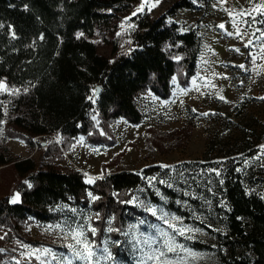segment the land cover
Returning <instances> with one entry per match:
<instances>
[{
	"label": "rangeland",
	"instance_id": "1",
	"mask_svg": "<svg viewBox=\"0 0 264 264\" xmlns=\"http://www.w3.org/2000/svg\"><path fill=\"white\" fill-rule=\"evenodd\" d=\"M179 1L161 0L152 7L155 0H139L117 13L109 31L92 38L98 51L111 60L130 54L136 47L133 36L139 13L165 15L167 22L195 30L201 37L196 71L186 83L180 66L167 98L150 89L137 94L143 115L139 123L119 117L102 125L94 108L89 133L69 138L64 147L59 135L27 140L7 135L13 110L5 103L2 134L15 157L32 156L40 164L75 168L88 184L117 170L152 171L143 174L145 184L125 193L128 198L121 201L134 208L132 217L122 226L107 217L101 242L91 232L95 228L91 204L60 203L55 220L20 221L24 238L15 232L4 239L6 230H0V264H83L67 247L74 243L72 234L80 231L98 249L107 247L112 253L114 259L101 264H151L135 251L144 249L143 240L150 237L161 247L166 240L183 245L185 251L168 254L173 264H221L215 231L222 230L219 207L227 208L220 187L227 168L241 171L247 192L264 199V0H185L190 6L174 8ZM238 29L241 36L235 34ZM0 91L14 103L27 87L1 82ZM97 96L94 91L92 98ZM23 182L12 164L0 166V197L9 195L12 202L18 194L20 201ZM168 224L185 229L184 234H174ZM112 230L121 231V236L113 238ZM114 245L121 255L114 252Z\"/></svg>",
	"mask_w": 264,
	"mask_h": 264
},
{
	"label": "trees",
	"instance_id": "2",
	"mask_svg": "<svg viewBox=\"0 0 264 264\" xmlns=\"http://www.w3.org/2000/svg\"><path fill=\"white\" fill-rule=\"evenodd\" d=\"M138 1L0 0V83L27 87L14 103L0 91V166L12 164L19 182L24 181L20 201L0 197L4 239L15 232L24 238L19 223L30 217L55 220L60 203L91 204L98 242L108 218L122 226L132 217L134 208L121 201L128 198L125 193L145 184L143 174L152 169L117 170L88 184L75 168L40 164L32 156L15 157L2 128L7 103L13 110L7 135L25 139L59 135L65 147L69 138L89 133L94 108L102 125L119 117L139 123L143 115L136 102L138 93L150 89L167 98L180 66L186 83L196 71L202 40L195 30L167 22L165 15L135 17L136 47L130 54L111 60L98 51L92 38L109 31L117 13ZM184 6L190 3L181 0L174 8ZM97 85L102 90L92 98ZM220 187L227 204L219 207L222 230L215 231L221 264H264V199L247 192L243 174L235 166L224 172ZM91 195L97 197L91 200ZM111 235L118 238L121 231L112 230ZM113 250L122 254L118 245ZM238 252L251 255L239 257Z\"/></svg>",
	"mask_w": 264,
	"mask_h": 264
},
{
	"label": "snow or ice",
	"instance_id": "3",
	"mask_svg": "<svg viewBox=\"0 0 264 264\" xmlns=\"http://www.w3.org/2000/svg\"><path fill=\"white\" fill-rule=\"evenodd\" d=\"M160 2L161 0H155V3L152 5V7L157 6ZM223 2L224 0H221V3ZM142 9H143V4L141 5L140 10ZM148 10L151 11V7ZM133 15H135V13H133ZM261 15H264V12H262ZM219 27L224 28V25L221 24L219 25ZM235 34L237 36H241L239 29ZM229 35H232V33H229ZM261 36L264 37V32L261 33ZM251 43L252 41H249V44ZM241 67H243V65H241ZM221 99H223V97H221ZM262 99H264V97H262ZM204 115L207 114L205 113ZM17 200H18V194H16L13 197L12 202L15 203L17 202ZM149 211H151L153 215L156 214L155 209L150 208ZM164 222L168 223L167 220H165ZM168 227L173 229L174 234H179V235L184 234L185 229L183 228L177 229L176 226L172 224H168ZM91 232L93 235H95L96 229L92 228ZM160 235L161 237H165L167 236V233H160ZM0 239H2V237H0ZM71 239L74 241V243L67 245V247L71 250L75 260L81 261L83 262V264H101V260L110 261L114 259L112 253L108 250L107 247L103 249H98L94 243L90 242L87 239V237L84 236L83 231L74 232L71 236ZM137 243L140 242L138 241ZM143 244L145 246L144 249L136 247L135 251L140 252L142 256L145 257V260L147 262H151V264H173V259L170 258L168 254L170 253L176 254L178 250L185 251L183 245L176 244L174 240H166L163 244V247H161L160 241L150 237L148 239L143 240ZM145 249L147 250L146 252ZM44 251L47 253L49 250L45 249ZM97 252H99L100 255H97Z\"/></svg>",
	"mask_w": 264,
	"mask_h": 264
},
{
	"label": "water",
	"instance_id": "4",
	"mask_svg": "<svg viewBox=\"0 0 264 264\" xmlns=\"http://www.w3.org/2000/svg\"><path fill=\"white\" fill-rule=\"evenodd\" d=\"M102 90L101 86L100 85H97L96 86V89H95V93L96 94H99V92Z\"/></svg>",
	"mask_w": 264,
	"mask_h": 264
}]
</instances>
